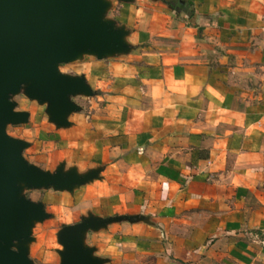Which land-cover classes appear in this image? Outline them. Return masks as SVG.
<instances>
[{
	"label": "crops",
	"instance_id": "crops-1",
	"mask_svg": "<svg viewBox=\"0 0 264 264\" xmlns=\"http://www.w3.org/2000/svg\"><path fill=\"white\" fill-rule=\"evenodd\" d=\"M117 1L126 49L60 67L92 91L66 125L12 98L26 161L90 178L25 193L48 215L32 263L62 264L64 228L105 220L82 234L100 264H264V0Z\"/></svg>",
	"mask_w": 264,
	"mask_h": 264
},
{
	"label": "water",
	"instance_id": "water-1",
	"mask_svg": "<svg viewBox=\"0 0 264 264\" xmlns=\"http://www.w3.org/2000/svg\"><path fill=\"white\" fill-rule=\"evenodd\" d=\"M109 8L105 0H0V264H33L27 248L32 227L48 215L23 195L25 189L72 190L90 179L62 170L44 173L26 161L28 144L7 129L27 123L29 115L17 112L12 98L24 92L48 104L52 121L66 125L77 110L71 97L92 91L83 77L64 75L60 67L85 54L102 60L126 49L124 32L106 20ZM106 223L87 220L64 228L62 264H100L83 247L82 234Z\"/></svg>",
	"mask_w": 264,
	"mask_h": 264
},
{
	"label": "rangeland",
	"instance_id": "rangeland-1",
	"mask_svg": "<svg viewBox=\"0 0 264 264\" xmlns=\"http://www.w3.org/2000/svg\"><path fill=\"white\" fill-rule=\"evenodd\" d=\"M105 1H107L110 4V8L108 9V11L106 13V19H114V20H116L117 18H119L120 15H121V12H122V8H121L120 4L118 3V1L117 0H105ZM63 68H67V67L64 66ZM8 132L10 134H12V135H17L18 134V130L16 128H14V127H10ZM28 190L29 189H25L24 192H23V195H25V193Z\"/></svg>",
	"mask_w": 264,
	"mask_h": 264
}]
</instances>
